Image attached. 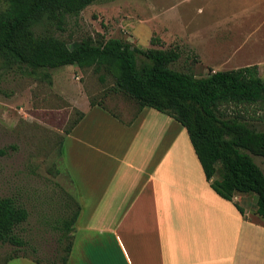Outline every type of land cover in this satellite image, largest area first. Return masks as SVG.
I'll list each match as a JSON object with an SVG mask.
<instances>
[{"label":"crops","instance_id":"obj_1","mask_svg":"<svg viewBox=\"0 0 264 264\" xmlns=\"http://www.w3.org/2000/svg\"><path fill=\"white\" fill-rule=\"evenodd\" d=\"M255 1L264 2L189 0L184 4L191 7L183 16L159 6L157 34L162 46L158 49L174 48L179 56L194 55L196 65L211 72L258 67L260 60H248L243 53L247 37L231 41L238 29L231 26L242 21L244 10ZM225 47L229 50L221 52ZM106 111L109 117L95 113L94 125L78 131L77 137H72L75 127L63 133L77 141L78 161L94 151V202L89 205L91 198L83 195V181L89 176L82 177L77 220L58 243H51L56 246L51 256L42 260L36 255H14L9 260L28 259L33 264H264V221L256 214L254 195L237 194L231 201L221 198L211 188L219 176L206 179L185 129L167 140L159 129L134 125L140 110L132 117L125 113L126 120ZM82 113L77 125L86 117ZM109 150L118 156L105 152ZM98 156H109L114 162L103 164Z\"/></svg>","mask_w":264,"mask_h":264},{"label":"rangeland","instance_id":"obj_2","mask_svg":"<svg viewBox=\"0 0 264 264\" xmlns=\"http://www.w3.org/2000/svg\"><path fill=\"white\" fill-rule=\"evenodd\" d=\"M188 1L97 0L78 15L66 16L60 30L55 24L43 22L34 32L51 33L64 40L69 48L84 38H103L126 41L142 49H158L159 45L150 42L152 38L159 39L157 7H167L183 16L191 7L184 4ZM244 12L242 21L231 26L238 28L231 41L233 44L235 39L238 42L247 37L243 53L248 60H260L259 77L264 80V65H261L264 63V2L255 1ZM249 13L254 15L251 17ZM249 36L252 38L248 39ZM228 48H222L221 52ZM196 62L194 55H181L169 68L196 77L207 76L210 71L203 70ZM113 84L110 77L101 82L92 68L72 65L30 73L27 68H8L0 61V197L14 198L28 213L27 220L17 230L23 247L0 245V264H33L28 259L9 260L16 250L19 251L16 255H36L42 260L51 256L56 250L51 243H58L61 235V219L71 216L76 209L82 177L89 176L83 178V195L91 198L87 201L89 205L94 202V151L78 161L77 141L65 138L63 133L70 129L80 111L86 117L73 129V138L78 131L94 125L93 118H98L95 113L109 117L108 110L125 120V113L134 116L139 111L136 102L112 91ZM89 102L106 110L100 106L90 108ZM138 115L135 126L142 123L143 128L159 129L167 140L177 130L184 129L167 114L152 108H142ZM251 126L264 131V122H252ZM105 152L118 156L115 151ZM98 158L103 164L107 160L114 162L109 156ZM88 160L92 162L90 166L86 164ZM254 161L264 172V159L255 157Z\"/></svg>","mask_w":264,"mask_h":264},{"label":"trees","instance_id":"obj_3","mask_svg":"<svg viewBox=\"0 0 264 264\" xmlns=\"http://www.w3.org/2000/svg\"><path fill=\"white\" fill-rule=\"evenodd\" d=\"M96 1L0 0V61L30 73L76 65L92 68L101 82L112 78V91L134 100L139 110L152 108L179 123L206 179L219 176L211 188L227 201L237 194L254 195L256 214L264 221V172L254 161L264 159V131L251 126L264 122V80L257 65L196 77L169 68L179 59L174 48L142 49L103 38H84L69 48L51 33L35 34L43 22L60 30L66 16H76ZM150 42L162 46L158 38ZM82 118L79 112L69 130ZM79 211L76 204L71 216L61 219V234L71 231ZM27 218L14 198L0 197V245L22 248L17 230Z\"/></svg>","mask_w":264,"mask_h":264}]
</instances>
